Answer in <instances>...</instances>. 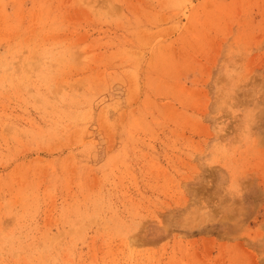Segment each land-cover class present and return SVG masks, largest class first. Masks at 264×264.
<instances>
[{
	"label": "rangeland",
	"instance_id": "rangeland-1",
	"mask_svg": "<svg viewBox=\"0 0 264 264\" xmlns=\"http://www.w3.org/2000/svg\"><path fill=\"white\" fill-rule=\"evenodd\" d=\"M0 264H264V0H0Z\"/></svg>",
	"mask_w": 264,
	"mask_h": 264
}]
</instances>
